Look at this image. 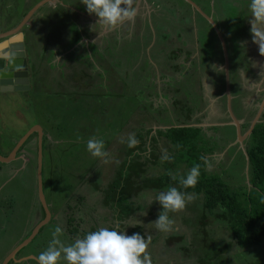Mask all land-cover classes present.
<instances>
[{
  "label": "rangeland",
  "instance_id": "rangeland-1",
  "mask_svg": "<svg viewBox=\"0 0 264 264\" xmlns=\"http://www.w3.org/2000/svg\"><path fill=\"white\" fill-rule=\"evenodd\" d=\"M33 1L0 0V32L14 26ZM61 1L64 4L75 3L79 7L81 4V0ZM193 1L204 14L211 17L226 40L227 48L229 47L227 56L228 64L232 66V84L238 85L231 95V99L234 98L231 109L241 120L240 130L243 132L247 128L243 125L244 122L249 123L264 95V56L260 55L258 45L252 42L250 0ZM156 2L159 11L150 15L149 22L154 24L156 31L158 27L164 26L172 38L159 39L160 42L166 41V46L171 40L164 56L160 57L155 53L148 57L140 56L135 52L137 45L132 42L127 43L128 48L126 42H123V47L122 44L115 47L114 40L109 39L108 42L104 39L103 46L99 44V57L91 61L90 56L81 50L84 45L73 43L71 46L77 28L74 24L76 14L59 2L54 6L43 4L27 20V25L30 26H22L28 60L29 89L0 94V153L6 155L18 137L30 127H41L45 139L41 150L42 190L54 218L27 245L18 250L17 256L21 255L23 259H19L17 264H37L36 257L47 249L56 226L63 228L60 239L66 245L74 243L76 238L69 237L66 230L69 226L68 217L73 226L81 222L78 227L84 230L77 231L81 234L80 238L102 227L111 230L117 225L118 231H125L129 235L139 232L141 235L151 236L148 252L152 264H200L199 261L187 259L186 255L171 249L181 250L183 247L175 245L179 239L172 234L177 232L183 235L188 231L183 232L184 223L178 213H181L182 218L186 216L187 225L193 218L198 220L197 215L192 213L198 204L196 197L183 211L171 213L170 219L174 220V226L170 232L165 233L156 230L152 223L157 218L158 202L153 201L149 205V201L154 200L161 191H157L155 195L148 189L140 193L133 188L132 206L140 204L142 207L140 206L141 210L133 209L134 212L128 216L121 215L116 198L106 196L107 185L115 178L121 153L126 147V132L113 133L111 130L118 129L119 122L124 124L126 115L128 120H135L130 113L134 104L139 105L140 109L134 115L138 118L143 115L139 121L145 126L140 132L148 127H168L171 124L165 122L168 118L158 123L153 119L163 116L172 120V113L180 114L184 110L185 123L201 125L205 135L211 136L219 145L225 144L220 140L225 136L229 138L232 133L230 125H217L227 122L229 118L225 110V99H221L223 93L218 92V85L214 80L215 74L223 69L213 27L185 0ZM147 26L150 30V24ZM79 29L83 30V27ZM243 30L246 31L244 34L241 33ZM229 37L237 44H232ZM97 42L100 43V38ZM88 48L93 50L94 46L90 44ZM181 49L185 51L182 52ZM202 57H205L204 61ZM232 59L235 62L232 63ZM128 61L132 66L127 65ZM114 64L120 69L117 76H113ZM157 74H160V81L162 79L163 82L159 85L160 96L156 99L154 93L148 92H152L153 86L150 79ZM111 81L116 84L111 86ZM127 81L133 86H128L125 83ZM109 90L111 98L108 97ZM146 94L149 96L146 97ZM163 107L166 110H161ZM121 109L125 113L119 116L117 111ZM260 119L264 120V117ZM145 120L149 123H145ZM174 124L176 122L172 121V125ZM213 124L220 127L214 131L210 129ZM153 129L146 135L138 162L147 165L150 173L158 174L163 170L161 162L165 161L162 160V155L166 151L173 157L175 151L162 136L154 134ZM108 132L110 137L105 144V150L109 153L108 162L102 163L100 158L93 157L88 152L87 141L93 137L103 139L108 136ZM35 136L33 134L22 145L15 160L9 165L0 163V257L25 238L33 225L42 218L36 184ZM247 138L248 136L242 140V146ZM233 139H228L222 149L216 148L208 156L205 170L216 172L230 184H247L245 165L242 169L239 158L242 146L231 143ZM175 164L172 167L176 171L184 169L182 163ZM143 175L148 176L147 173ZM136 191L138 193L135 196ZM143 211L147 215L141 216ZM134 224L139 225L131 226ZM195 228L200 233L202 229H209V237L216 243L221 242L228 254L235 255V264H249L245 255L247 251L238 250L227 236L226 230L219 228L218 224L204 219ZM256 254L264 255V242L251 248L250 255L256 257ZM230 261L227 258L212 260V264H228ZM60 264L67 262L61 259Z\"/></svg>",
  "mask_w": 264,
  "mask_h": 264
},
{
  "label": "trees",
  "instance_id": "trees-1",
  "mask_svg": "<svg viewBox=\"0 0 264 264\" xmlns=\"http://www.w3.org/2000/svg\"><path fill=\"white\" fill-rule=\"evenodd\" d=\"M231 29L234 28L231 27ZM243 32L244 30L241 33L244 34L246 31L244 33ZM214 39L219 49L220 60L222 61L220 45L215 35ZM229 39L232 44L235 43V41H232L231 37H229ZM224 41L226 45L227 42L225 39ZM229 46L232 45L229 44ZM239 47L242 46H238V48ZM228 49L229 47L227 48L226 46V50ZM202 58L204 61L205 57ZM231 62L233 63L235 60L232 59ZM127 65L129 67L131 66L129 61L127 62ZM115 66L117 65L114 64L113 68H115ZM231 67L232 66L228 64L229 90L230 94L233 95L238 85L235 84L233 86L232 84V75L230 73ZM114 70L116 72L113 76L119 75L118 72L120 71H117L116 69ZM215 76L216 77L214 80L218 85V92L223 93V71L221 70L215 74ZM125 83H127V85L130 87L132 85L128 81ZM110 84L111 86H114L116 83L111 81ZM122 93H124V89ZM111 96L112 93L111 90H109L108 97L111 98ZM223 98L225 99L224 95H222L221 99ZM233 99L234 98L231 99V103ZM147 105L150 108L148 103ZM142 106H144V104H142ZM144 107H146V105ZM182 109H184V107H182ZM161 110H166V108L163 107ZM138 111H140L139 105L135 106L134 104L133 108L130 109V113L133 114L132 117H134L135 120H128V116L126 115V121L124 124H121L123 122H119L120 127L118 129H110L113 133L126 132V136L124 137L126 138L125 151H122L121 153L122 158L120 159V165L116 170L115 178L107 185L106 195L108 198H110V196L111 198H116L115 202L118 204L121 215L128 216L135 210H141L140 204H136L134 207L132 206L133 200H131V190L133 188L138 189L140 193H142L141 191H146L148 189L156 195L157 191H167L169 187H176L179 191L192 194L198 199L196 210L194 208L192 211L193 214L197 215L198 220L195 221V218H193L187 225L185 219L186 216L182 218L181 213H178V217H181L184 223L183 232L186 230L188 231H186L183 235H180L177 232L172 234V236H175L179 239V242H177L175 245L178 247L183 245L181 250H177V248H171L173 251H178L179 254L186 255L187 259L192 261L197 260L200 264H212V260H221L225 258L231 259L230 263L228 264H235V255L228 254L226 249L222 247L221 242H214L211 237H209V229H202L201 233L196 230L195 226L198 224V222H203V220L206 219L209 222L212 221L213 223L218 224L219 228L226 230L227 236L233 241L235 247L238 250L247 251L245 255H247V262L249 264L264 262V255L256 254V257H252L250 255L251 248L261 245L264 242V120L260 119V121L253 126L251 133L244 142V149L247 155V184L237 183L233 185L228 183V181L223 180L222 177L216 172L206 171L205 167L207 163L201 159V157H205L207 159L216 148L222 149V147H224L223 145L226 144L228 139L231 137L232 139L234 138L233 126L230 125L232 128L231 136L229 138L225 136L220 140L225 144L219 145L216 143V140H212L211 136L207 137L205 135L201 126H188L187 123H185L186 120H184V118H186L184 110H182L183 112L180 114L175 113L172 115V113V120L169 117L163 118V116H160L157 119L152 118L156 123L159 121L164 122L162 119L168 118L165 122L171 123L168 125L169 127L155 129L148 127L147 129H143L142 132L140 131L145 125L143 126L144 123L139 121V119L143 115H141L140 118L134 115ZM147 111L150 112V110ZM263 112L261 113V118L264 117ZM121 113L124 114V110L122 111L121 109L117 111L119 116H121ZM149 118L151 119V117ZM172 121L176 122V124L173 126ZM144 122L146 123L148 120H145ZM243 125L247 127L248 122L245 121ZM219 127L220 126H211L210 129L216 131ZM152 129L154 130V134L156 133L159 136H162L163 139L171 146V149L173 148L175 151L173 157L170 155L172 157L171 161L165 160L161 162L160 165L163 167V170L158 172V174L152 172L150 173L147 165H142L138 162V158H140L139 153L143 149L144 141H146V135H148ZM132 133L135 134V137L139 143L136 147L130 148L128 147L127 141L129 134ZM109 137L110 134L108 132V136L103 138L105 144H107V141H109ZM239 158L243 169L246 160L244 159V155L241 152H239ZM178 162L182 163L184 166V169H182L180 172L176 171V169H174L175 167H172V165ZM196 164L200 165V176L197 185L195 188L183 187L180 183V178L185 177L189 169ZM143 173H147L148 176L143 175ZM173 176H175L176 179H173ZM98 184L99 182L97 181V185ZM97 185L95 183V186ZM137 191L135 192V196L138 193ZM157 211V216L159 212L163 211L159 203L157 204ZM41 212L43 216L42 209ZM170 216L171 213H169V217ZM52 218L54 217L51 215L50 220H52ZM69 218L70 217L67 219L69 226L66 227L68 236L71 238L80 237L81 234H78L77 231H79V229L84 230V228L78 227L81 222H77L76 226H73L71 224L72 220ZM118 219H120V217ZM79 220L80 219H78V221ZM42 227L37 233L41 231ZM184 235L185 237H183ZM165 238L166 237H164V239ZM18 253L19 251L16 253V256Z\"/></svg>",
  "mask_w": 264,
  "mask_h": 264
},
{
  "label": "clouds",
  "instance_id": "clouds-1",
  "mask_svg": "<svg viewBox=\"0 0 264 264\" xmlns=\"http://www.w3.org/2000/svg\"><path fill=\"white\" fill-rule=\"evenodd\" d=\"M135 2L136 0H81L86 6V11L89 14L94 13L98 17L97 22L107 32H112L125 23H135L138 14L137 8L134 7ZM249 9L252 42L258 45L260 55L264 56V0H250ZM127 143L130 148L138 145L139 141L134 133L129 134ZM87 150L93 157L100 158L102 163L108 162L109 153L105 150L102 138L89 139ZM161 158L172 160L166 151ZM201 159L207 163L205 157ZM199 176L200 165L196 164L189 169L185 177L180 178V183L185 188H195ZM173 179L176 177L173 176ZM194 199V195L183 193L176 187H169L167 191L160 192L154 200L149 201V205L153 201L158 202L163 209L152 221L154 228L161 232H170L174 220L170 219L169 213L183 211ZM140 215L145 216L147 212L143 211ZM137 225L139 224L131 226ZM118 228L119 225L111 230L102 227L87 233L83 238L77 237L74 243L66 245L60 239L63 228L56 226L47 249L36 257L37 264H60L61 259L67 264H152L148 252L151 236L141 235L139 232L129 235L125 231H118Z\"/></svg>",
  "mask_w": 264,
  "mask_h": 264
},
{
  "label": "water",
  "instance_id": "water-1",
  "mask_svg": "<svg viewBox=\"0 0 264 264\" xmlns=\"http://www.w3.org/2000/svg\"><path fill=\"white\" fill-rule=\"evenodd\" d=\"M52 0H39L36 4H34L22 17L21 19L10 29L0 32V92H13V91H22L29 89V76L27 69V62L25 58L24 52V42L23 36L21 32L22 26L25 25L27 19L30 15L40 6L45 3L50 4ZM188 2L191 7L197 12L201 13L204 18L211 24L213 30L218 39L221 54H222V69H223V78H224V90L223 95L225 96V110L227 112L229 120L223 124L217 125H231L234 128L235 138L231 143H237L239 146H242L244 140L251 133L253 126L260 121L261 113L264 109V95L260 100L257 109L250 119L247 128L241 132L240 125L241 120L238 119L232 112L231 109V94L229 90V74H228V56L225 41L222 37V34L218 30L214 21L211 17L204 14L199 6L192 0H185ZM264 89V88H263ZM195 125V124H193ZM213 126H216L213 124ZM36 134V184H37V194L40 201L41 209L43 211L42 218L36 222L30 233L23 238L19 243H17L10 251L5 255L0 264H6L8 260L14 259L15 253L27 245L32 238L36 235L38 230L44 226L51 217V212L49 210V205H47L43 190H42V177H41V159H42V129L39 125H34L30 127L22 136H20L10 151L6 155L0 154V163H9L16 158V153L20 149V147L25 143L27 138L32 134ZM241 152L244 155L246 160L245 162V171L247 170V155L242 146ZM16 261H18L16 259Z\"/></svg>",
  "mask_w": 264,
  "mask_h": 264
},
{
  "label": "crops",
  "instance_id": "crops-1",
  "mask_svg": "<svg viewBox=\"0 0 264 264\" xmlns=\"http://www.w3.org/2000/svg\"><path fill=\"white\" fill-rule=\"evenodd\" d=\"M36 1L34 0L33 3L29 7H31ZM181 1H183V0H181ZM56 2L61 3L62 6L65 5L66 8H68L69 10L73 11L76 14V16H74L75 17L74 18L75 19L74 24L77 26V28H75L76 33L73 36L74 40H73L71 46L73 45V43L74 44L76 43L79 46H81V44L84 45V46H81V50L85 55L88 54V56H90L91 61H94L95 57H96V59L99 57V54H100L99 50H101L100 46L104 43L105 40L109 42V39L114 40L115 45H116L115 47H119L120 44H122V47H123L126 44V48H128L127 43L132 42V43L137 45V49H135L137 51H135V52H137V54H139L140 56L145 55L147 57L150 56L151 53H155L157 55V57L164 56V53L168 49V45L171 42L170 39H172V38H171V36L168 35L167 30L164 26L158 27V31H156V30H154V24L152 25V23L149 22L150 19H148V18L150 17V15L151 14L155 15L159 11V6H158L156 0H144V3H141V0H136L134 7L137 8L138 14H137L135 23L134 24L125 23L124 25L118 27L116 30H114L112 32H107L97 22L98 17L94 13L89 14L86 11V6L83 3H81V1L79 2V3H81L80 7L75 3L74 4H71V3H65L64 4L61 0H52L50 5L54 6L56 4ZM147 21H148V23H147ZM149 24H150V30L147 26ZM25 25L30 26L27 24H25ZM82 27H83V30L79 29ZM8 29H10V28H8ZM93 29H94V31H93ZM98 29H100V30H98ZM22 36H23V32H22ZM99 38H100V43L97 42V40ZM163 38L164 39L170 38L169 39L170 41L168 40L169 42H168L167 46H166V41H163V42L159 41V39L163 40ZM93 41H94V43H93ZM23 42H24V40H23ZM123 42H126V43L124 44ZM24 44H25V42H24ZM90 44L94 46L93 50H89L88 45H90ZM99 44H100V46H99ZM95 45L97 46L96 48H95ZM181 50H182V52L185 51V49H181ZM94 52H95V56H94ZM65 67H67V66H65ZM85 67L87 68L88 65ZM120 68H121V66H120ZM83 69H84V67H83ZM113 69L120 71L118 66H116ZM104 72H105V69H104ZM114 72H116V71L114 70ZM130 72L133 73L132 70ZM160 78H161L160 74H157V75H154L150 79L153 86L151 89L152 92L149 91L148 94L154 93V95H155L154 98L160 96V94L158 93L159 85L161 82H163L162 79L160 81ZM148 94H146V97ZM187 125L188 126H191V125L192 126H201L199 124H197V125L187 124ZM15 140L16 139H14V141ZM27 147L30 148V146H27ZM9 163H11V162H9ZM9 163H5L4 165L7 166V165H9Z\"/></svg>",
  "mask_w": 264,
  "mask_h": 264
},
{
  "label": "flooded vegetation",
  "instance_id": "flooded-vegetation-1",
  "mask_svg": "<svg viewBox=\"0 0 264 264\" xmlns=\"http://www.w3.org/2000/svg\"><path fill=\"white\" fill-rule=\"evenodd\" d=\"M29 8H31V7H28V9L26 10V12L29 10ZM38 9V8H37ZM36 9V10H37ZM35 10V11H36ZM34 11V12H35ZM26 12H24L21 16H23ZM31 16V15H30ZM21 19V18H20ZM29 19V18H28ZM27 19V20H28ZM28 23V21H26V23L25 24H27ZM24 52H25V44H24ZM25 58H26V62H27V64H28V60H27V55H26V52H25ZM27 69H28V66H27ZM28 76H29V70H28ZM3 94H5L6 95V93L5 92H2ZM43 132V131H42ZM33 134H34V136H35V133H32L28 138H27V140L25 141V143H27L28 142V140H30L31 139V137L33 136ZM44 136L42 135V145H43V143H44ZM35 145H36V136H35ZM35 152H36V150H35ZM17 253V252H16ZM16 253H15V255H14V259H10V260H8L7 261V263L6 264H12V263H14V264H17V261H16V259L17 260H19V259H23L21 256H16ZM7 254V253H6ZM5 254V255H6ZM5 255L4 256H2L1 258H0V262L2 261V259L5 257ZM18 257V258H17ZM21 257V258H20Z\"/></svg>",
  "mask_w": 264,
  "mask_h": 264
},
{
  "label": "built area",
  "instance_id": "built-area-1",
  "mask_svg": "<svg viewBox=\"0 0 264 264\" xmlns=\"http://www.w3.org/2000/svg\"><path fill=\"white\" fill-rule=\"evenodd\" d=\"M0 94H3V93H0Z\"/></svg>",
  "mask_w": 264,
  "mask_h": 264
}]
</instances>
